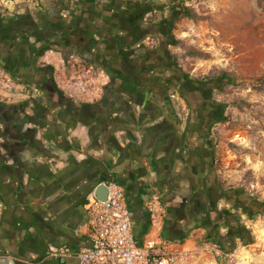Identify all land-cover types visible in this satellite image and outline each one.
<instances>
[{
    "label": "crops",
    "instance_id": "crops-1",
    "mask_svg": "<svg viewBox=\"0 0 264 264\" xmlns=\"http://www.w3.org/2000/svg\"><path fill=\"white\" fill-rule=\"evenodd\" d=\"M107 3L0 11V68L10 77L0 83V264H77L89 244L85 196L101 181L123 188L138 244L157 235L189 246L244 241L215 235L247 229L228 201L197 206L218 178L214 125L187 120L204 110L186 107L172 46L109 44ZM153 193L163 209L154 226ZM61 247L70 253L55 254Z\"/></svg>",
    "mask_w": 264,
    "mask_h": 264
},
{
    "label": "rangeland",
    "instance_id": "rangeland-1",
    "mask_svg": "<svg viewBox=\"0 0 264 264\" xmlns=\"http://www.w3.org/2000/svg\"><path fill=\"white\" fill-rule=\"evenodd\" d=\"M34 0H0L6 12ZM200 16L179 14L171 25L174 58L187 74L216 76L225 71L241 78L214 96L223 118L214 125V158L223 186L238 187L264 199V0H184ZM178 12V11H177ZM238 105H241L239 107ZM249 241L239 240L230 258L218 264H264V216L247 220Z\"/></svg>",
    "mask_w": 264,
    "mask_h": 264
},
{
    "label": "flooded vegetation",
    "instance_id": "flooded-vegetation-1",
    "mask_svg": "<svg viewBox=\"0 0 264 264\" xmlns=\"http://www.w3.org/2000/svg\"><path fill=\"white\" fill-rule=\"evenodd\" d=\"M181 2V0H113V3L105 4V8L114 13L105 26L107 42L124 50L133 46L149 49L154 46L166 48L172 45L171 25L178 14ZM147 57V55L144 56L146 59ZM180 78L179 88L185 93L183 101L186 107L195 104L196 108L201 106L204 110L195 114L188 113L187 120L194 117V121L208 126L219 123L223 118V104L214 96L213 91L219 90L220 77L191 75L185 70H180ZM214 185L215 191L209 195L208 202L199 200L196 202L197 206L214 207L219 200H224L229 202L233 210L244 214L247 220H253L258 214L264 216V199L242 188L223 186L219 176L214 180ZM234 234H241L244 241H249L248 231L241 224L227 226L224 232L215 233L219 239L223 240ZM234 245L231 244L230 248L219 245L218 247L230 251Z\"/></svg>",
    "mask_w": 264,
    "mask_h": 264
},
{
    "label": "built area",
    "instance_id": "built-area-1",
    "mask_svg": "<svg viewBox=\"0 0 264 264\" xmlns=\"http://www.w3.org/2000/svg\"><path fill=\"white\" fill-rule=\"evenodd\" d=\"M0 83H10L0 68ZM108 198L97 199L92 191L85 196L86 233L89 244L77 250V264H218L217 259L230 258V251L210 243L195 246L157 235L138 244L133 236L130 209L123 188L108 181ZM151 225L158 224L163 209L160 198L153 193L147 200ZM70 253L66 247L55 254Z\"/></svg>",
    "mask_w": 264,
    "mask_h": 264
},
{
    "label": "trees",
    "instance_id": "trees-1",
    "mask_svg": "<svg viewBox=\"0 0 264 264\" xmlns=\"http://www.w3.org/2000/svg\"><path fill=\"white\" fill-rule=\"evenodd\" d=\"M181 1L182 2L178 9V14L180 16L188 17L194 21L200 18V16L197 15L189 5L184 3V0H181ZM173 41L174 42L176 41V43H179V41L176 38H174ZM205 76H210V75H205ZM216 76L220 77L221 84L223 85H239V84L244 83L243 79L236 78L233 74L229 72L221 71ZM257 81L264 82V75H261L260 77H258ZM238 106L241 107V105H238Z\"/></svg>",
    "mask_w": 264,
    "mask_h": 264
},
{
    "label": "water",
    "instance_id": "water-1",
    "mask_svg": "<svg viewBox=\"0 0 264 264\" xmlns=\"http://www.w3.org/2000/svg\"><path fill=\"white\" fill-rule=\"evenodd\" d=\"M93 193L97 199L100 201H105L108 198L109 193L107 183L105 181L99 182L95 186Z\"/></svg>",
    "mask_w": 264,
    "mask_h": 264
}]
</instances>
